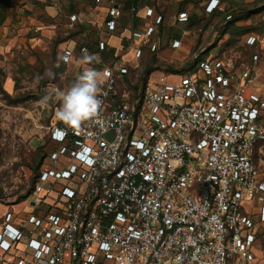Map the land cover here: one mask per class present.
I'll return each instance as SVG.
<instances>
[{
	"label": "built area",
	"instance_id": "built-area-1",
	"mask_svg": "<svg viewBox=\"0 0 264 264\" xmlns=\"http://www.w3.org/2000/svg\"><path fill=\"white\" fill-rule=\"evenodd\" d=\"M109 4L104 25L114 32L125 0ZM136 12L131 5V20ZM146 16L124 47H133L136 60L146 45L157 50L150 38L163 16L151 7ZM188 18L187 11L177 15ZM215 37L220 28L208 34V49L219 46ZM262 39L245 35L248 60L237 52L203 54L202 46L189 68L182 69L187 61L156 80L149 75L138 95L119 86L137 63L104 66L110 75L100 81L98 116L77 129L59 120L48 125L53 148L30 197L48 209L28 217L40 230L28 238L32 260L16 264H255V214L264 221V174L255 160L264 144ZM106 46L99 39L98 48ZM76 52L65 46L62 59L69 63ZM61 91L48 83L42 95L60 101ZM252 201L259 207L245 211ZM7 246L2 239V253Z\"/></svg>",
	"mask_w": 264,
	"mask_h": 264
},
{
	"label": "rangeland",
	"instance_id": "rangeland-1",
	"mask_svg": "<svg viewBox=\"0 0 264 264\" xmlns=\"http://www.w3.org/2000/svg\"><path fill=\"white\" fill-rule=\"evenodd\" d=\"M58 3L54 8L49 0H19L17 8L11 10L0 26V203L11 206L23 202L17 209L26 212L33 210L24 203L32 195H24L32 185L33 168L53 147L48 125L58 120L56 112L61 106V101L43 97V89L53 83L66 91L82 74L80 64L85 57L90 58L87 62L92 69L102 70V65L96 62L100 55L93 52L96 41L103 35L100 15L84 0H58ZM74 13L78 18L72 20ZM242 23H245L243 29L232 28L229 32L231 42L227 48L228 52L241 53L248 60L252 49L243 46L244 36L253 31L263 38L264 19L251 18ZM67 44L77 49L88 47L89 53L77 59L80 69L62 62V49ZM129 51L126 47L117 57L111 54V58L119 60ZM212 51L216 53L219 49L214 47ZM150 52L148 57L157 56V50ZM261 55L264 58V52ZM145 61L140 57L133 62L138 64L137 69H131L120 80L121 90L129 89L133 95L140 93ZM187 61H165L166 64L153 68L151 80H156L168 65L182 68ZM177 79V73L170 76L172 81ZM256 159L264 171V144L258 148ZM253 204L258 207L257 203Z\"/></svg>",
	"mask_w": 264,
	"mask_h": 264
},
{
	"label": "crops",
	"instance_id": "crops-1",
	"mask_svg": "<svg viewBox=\"0 0 264 264\" xmlns=\"http://www.w3.org/2000/svg\"><path fill=\"white\" fill-rule=\"evenodd\" d=\"M18 1L19 0H0V10L4 5L6 18L9 14H11V10L17 8L16 4ZM49 1L55 8L52 3L53 1L58 2V0ZM84 1H86L88 4L87 6L99 14L102 19V25L100 26L103 27V35H101L99 39H104L107 42L106 50H109V54L101 55V50L97 45L96 52H94L100 55V59L96 62L102 65V69L107 64H115L117 66L123 63H133L136 61L135 50L133 47H127V49L131 51L124 54V56H122L119 60L117 58L114 59L111 57L113 54L115 57H117L119 51L124 49L126 45H129L132 29H140L144 27L146 22L150 20V18L146 16V11L149 7L153 8L155 14L159 13L163 16V22L158 25L150 38V44H157L156 54L159 60L158 63L174 61L175 59L180 61H185L186 59L189 60L188 58L192 55V52L196 49V47H208V34L210 33L211 29L218 28L217 25L222 19L225 18L226 14L232 12L235 9H237V11L241 14L240 20L236 22L239 26H243L245 23L242 22H245L251 18L264 19V0H215V3H213V0H211L209 4L210 9L217 5V8L213 13H209L205 10L208 0H125L126 7L122 17L120 18L119 27L116 31L111 32L104 25V21L108 15V8L110 5L109 0H102L100 2H97L96 0ZM131 5L137 6V12L132 20L129 17V9ZM180 11H187L191 17L190 20L178 21L177 15ZM198 19L201 21H197ZM5 20L3 24L5 23ZM204 22L206 26H204ZM3 24H0V26ZM173 28L175 30H172ZM201 30L204 32L199 34ZM248 33L256 32H246V34ZM229 38V32L222 34L220 39L215 37L216 40H220L219 46H217V48L219 50H222V48L227 49L226 46ZM174 39H179L181 41L179 47H172V41ZM209 39H211V36ZM261 41L263 44L264 40L262 39ZM139 43V39L132 42L133 45ZM65 46L75 48L69 44ZM75 49L77 52L74 53L72 60L69 63L75 64V68L80 69V67L76 65L78 64L76 63L77 59H79V55L89 53V50H87L85 53H81L79 49ZM150 51H152L150 45H146L143 49L141 58L146 60L145 63L151 59L150 56L148 57V54L151 53ZM176 52H180V54L177 55ZM125 58H128V60L133 59V61L124 60ZM80 65L82 66V71L92 67L90 63L83 60ZM156 65L157 63L154 64V67H156ZM153 72L154 71H152V73ZM99 73L101 74V81L104 78L103 71L101 70ZM152 73L150 74L151 76ZM255 160L258 164L259 162L257 159ZM258 166L260 172L264 174V171L261 169L259 164ZM21 203L23 202H18L12 204L11 206L0 203V241L2 239H7L8 241V246L6 247L4 253H2L0 249V264H16L20 259H25L28 261L32 260V250L28 246V238L29 236H32L33 233H38L40 229L39 227L35 226L34 223L29 222L28 217L32 214L43 217L48 208L47 205H40L39 203H35L32 199H28L27 201H24V203L30 205L33 210L26 212L25 210L17 209ZM253 203H257V201L245 203L244 210L246 211L253 209L255 205ZM257 205L259 207V203H257ZM254 219L256 223L255 228L257 230V239L254 244V251L256 254L255 264H264V221H260L257 216H254ZM259 224L261 225L260 227L258 226ZM11 225L23 231L25 233V237L21 240H17L14 234L8 229V227Z\"/></svg>",
	"mask_w": 264,
	"mask_h": 264
},
{
	"label": "clouds",
	"instance_id": "clouds-1",
	"mask_svg": "<svg viewBox=\"0 0 264 264\" xmlns=\"http://www.w3.org/2000/svg\"><path fill=\"white\" fill-rule=\"evenodd\" d=\"M90 58L85 57L87 62ZM110 75L107 70L104 76ZM101 74L88 68L66 90L59 93L61 106L56 112L59 121L77 129L82 123L93 120L99 114L102 101L98 96Z\"/></svg>",
	"mask_w": 264,
	"mask_h": 264
},
{
	"label": "trees",
	"instance_id": "trees-1",
	"mask_svg": "<svg viewBox=\"0 0 264 264\" xmlns=\"http://www.w3.org/2000/svg\"><path fill=\"white\" fill-rule=\"evenodd\" d=\"M210 2H211V0H208V2H207V4H206V6H205V10L207 11V12H209V13H213L214 11H215V9L217 8V5L216 6H214L212 9H210L209 8V4H210ZM125 7H126V5H125ZM2 9L0 10V24H3V22H4V20L6 19V11H5V6L3 5L2 7H1ZM263 8V7H262ZM252 10V9H251ZM229 13H231L232 14V18L231 19H229V20H225V18L224 19H222L220 22H219V24L217 25V27L218 28H220V37H222V34H224V33H226V32H230L231 31V29L232 28H239V29H243V26L241 27V26H239L236 22L238 21V20H240V16H241V14L237 11V9H235V10H233L232 12H229ZM229 13H227L226 15H228ZM189 15V14H188ZM226 17V16H225ZM190 15H189V18H188V21L190 20ZM200 19H198L197 21H199ZM201 21V20H200ZM208 23H209V20H208ZM204 24V26H206L205 25V22L203 23ZM204 31H200V33L199 34H201V33H203ZM220 37H218V38H220ZM201 38V37H200ZM230 39L228 40V43H227V46H228V44H230ZM243 44V43H242ZM96 45L98 46V41H96ZM213 46H215V44L213 45ZM227 46H226V48H227ZM243 46H245L244 44H243ZM246 48L248 47V46H245ZM88 48V47H87ZM200 47H196V49L194 50V51H196V50H198ZM214 47H209V49H208V47H207V49L203 52V54H207L208 53V51H210V50H212ZM251 48V47H250ZM252 49V48H251ZM63 50V49H62ZM227 51V50H229L228 48L227 49H223L222 48V50H219L220 51V53H222L223 51ZM156 51V50H155ZM193 51V52H194ZM93 52H96V50L95 51H93ZM109 52V50H106V49H104V50H102L101 51V55H104V54H109L108 53ZM192 52V53H193ZM111 54V53H110ZM241 54V53H240ZM242 55V54H241ZM155 56V55H154ZM62 58V57H61ZM158 57L157 56H155V57H153V55L151 56V59L148 61V62H146V66L144 67V69H143V74H144V83H146L147 82V79H148V77H149V75L152 73V71H154V69L155 68H157V66H159L160 64H166L165 62H163V63H158ZM62 62L63 63H66L63 59H62ZM155 63H157V65H156V67H153L154 66V64ZM192 65V62H190V61H188L187 62V65L185 66V67H183L182 69L184 70V69H187V68H189L190 66ZM154 68V69H153ZM169 69H175V68H172L170 65H168V68H167V70H169ZM177 69H179V68H177ZM177 69H175V70H177ZM124 77H127V76H124ZM51 123V122H50ZM49 140H50V137H49ZM50 142H51V140H50ZM52 143V142H51ZM53 148V147H52ZM51 148V149H52ZM50 150V149H49ZM48 150V151H49ZM48 151L44 154V157H43V160L42 161H39L38 162V164L33 168L34 169V176H33V180H32V185H31V187H30V189L28 190V192L26 193V195H24L25 197L26 196H29V195H33V192H34V190H35V186H36V183H37V180H38V177H39V174H40V170H41V168H42V165L44 164V161H45V158H46V156H47V154H48ZM29 197H31V196H29ZM30 199V198H29Z\"/></svg>",
	"mask_w": 264,
	"mask_h": 264
},
{
	"label": "water",
	"instance_id": "water-1",
	"mask_svg": "<svg viewBox=\"0 0 264 264\" xmlns=\"http://www.w3.org/2000/svg\"><path fill=\"white\" fill-rule=\"evenodd\" d=\"M108 134H109V136L111 135V133H110V132H109Z\"/></svg>",
	"mask_w": 264,
	"mask_h": 264
},
{
	"label": "snow or ice",
	"instance_id": "snow-or-ice-1",
	"mask_svg": "<svg viewBox=\"0 0 264 264\" xmlns=\"http://www.w3.org/2000/svg\"><path fill=\"white\" fill-rule=\"evenodd\" d=\"M213 3H215V0H213Z\"/></svg>",
	"mask_w": 264,
	"mask_h": 264
}]
</instances>
